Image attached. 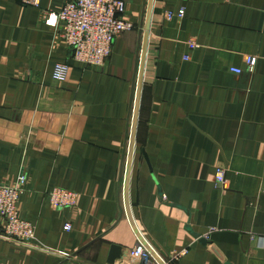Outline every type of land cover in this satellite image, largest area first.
Here are the masks:
<instances>
[{
	"label": "crops",
	"instance_id": "1",
	"mask_svg": "<svg viewBox=\"0 0 264 264\" xmlns=\"http://www.w3.org/2000/svg\"><path fill=\"white\" fill-rule=\"evenodd\" d=\"M125 1L136 28L93 70L40 9L0 0V183L26 176L18 210L46 251L0 239V264H109L140 237L165 264H264V0H153L147 42L150 0ZM145 48L128 185L137 232L125 176ZM57 64L71 67L66 83ZM55 188L77 207L53 209Z\"/></svg>",
	"mask_w": 264,
	"mask_h": 264
},
{
	"label": "built area",
	"instance_id": "2",
	"mask_svg": "<svg viewBox=\"0 0 264 264\" xmlns=\"http://www.w3.org/2000/svg\"><path fill=\"white\" fill-rule=\"evenodd\" d=\"M18 1L23 6L40 9L42 21L58 32L67 47L74 52L75 60L87 69L104 68L112 56L115 41L124 33L136 28L126 19L125 0H71L60 11L42 9L43 0ZM184 16L185 10L181 9L178 13H169L168 20L175 17L182 19ZM189 47L194 50L198 45L191 41ZM256 62L255 58L248 59V68L252 70ZM232 71L239 75L242 73L237 69ZM70 73L69 65L57 64L54 68L53 80L66 83ZM227 171L225 166L219 167L216 171V183L221 187L226 186ZM26 184L25 175L20 176L13 185L0 183V239L28 250L46 253L45 249L36 243V226L22 218L18 210ZM47 199L55 210L74 209L78 205L79 195L62 188H55L47 192ZM70 230H72L71 224L66 225V231ZM115 264L160 263L142 244H139L128 250Z\"/></svg>",
	"mask_w": 264,
	"mask_h": 264
},
{
	"label": "water",
	"instance_id": "3",
	"mask_svg": "<svg viewBox=\"0 0 264 264\" xmlns=\"http://www.w3.org/2000/svg\"><path fill=\"white\" fill-rule=\"evenodd\" d=\"M152 4H153V0H150L149 9H148V16H147L146 40H145L146 42L148 39L149 30H150V17H151V12H152ZM146 56H147V49L145 48L143 59H142L140 78H139V82H138L136 109H135V115H134V119H133L132 131H131V135H130V145H129L128 161H127L126 176H125V205H126V210H127V213L129 215L130 219H131V216H130L129 201H128V185H129V176H130L132 160H133L134 151H135L136 135H137V129H138L140 106H141L142 92H143V85H144V75H145V68H146ZM131 223H132L134 230L137 231L136 226H135L134 222L132 221V219H131ZM189 232L192 233L190 229H189ZM138 236H139V233H138ZM194 237L196 239H198L200 241V243H202L204 245L208 244V240L206 238L200 237L198 235H194ZM140 239L143 242V244L145 245L144 247L145 248L147 247L146 249L154 257L155 254L152 251V249L149 248L146 245V243H144V241L142 240V237H140ZM123 255H124L123 251L120 247H113L108 263L109 264H115L116 261L120 257H122ZM157 260L160 264H165L160 259H157Z\"/></svg>",
	"mask_w": 264,
	"mask_h": 264
},
{
	"label": "rangeland",
	"instance_id": "4",
	"mask_svg": "<svg viewBox=\"0 0 264 264\" xmlns=\"http://www.w3.org/2000/svg\"><path fill=\"white\" fill-rule=\"evenodd\" d=\"M20 213V212H19ZM26 220V219H25ZM28 221V220H27Z\"/></svg>",
	"mask_w": 264,
	"mask_h": 264
}]
</instances>
